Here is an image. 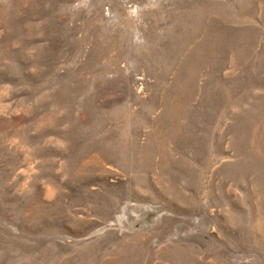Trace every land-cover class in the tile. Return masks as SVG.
<instances>
[{
    "label": "rangeland",
    "instance_id": "rangeland-1",
    "mask_svg": "<svg viewBox=\"0 0 264 264\" xmlns=\"http://www.w3.org/2000/svg\"><path fill=\"white\" fill-rule=\"evenodd\" d=\"M0 264H264V0H0Z\"/></svg>",
    "mask_w": 264,
    "mask_h": 264
}]
</instances>
